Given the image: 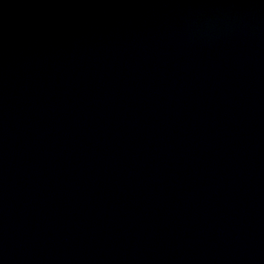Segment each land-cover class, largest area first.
<instances>
[{"label":"water","instance_id":"95a60500","mask_svg":"<svg viewBox=\"0 0 264 264\" xmlns=\"http://www.w3.org/2000/svg\"><path fill=\"white\" fill-rule=\"evenodd\" d=\"M0 264H264V0H0Z\"/></svg>","mask_w":264,"mask_h":264}]
</instances>
